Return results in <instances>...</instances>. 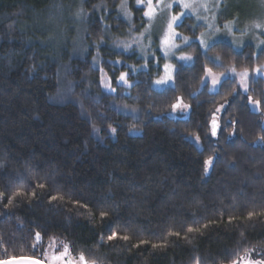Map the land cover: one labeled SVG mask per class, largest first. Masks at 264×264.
<instances>
[{"label": "trees", "instance_id": "trees-1", "mask_svg": "<svg viewBox=\"0 0 264 264\" xmlns=\"http://www.w3.org/2000/svg\"><path fill=\"white\" fill-rule=\"evenodd\" d=\"M120 1H83L92 12L81 17L84 35L104 40L101 19L116 31ZM81 2L0 0V262L44 261L54 239L87 264L264 260V81L251 80L248 95L231 79L216 93L204 84L209 69L264 65V52L193 42L194 63L177 68L171 88L152 89L160 66L132 77L127 94H109L91 59L72 50L70 17ZM91 3L103 9L93 14ZM194 25L179 30L195 39ZM103 65L114 84L125 70ZM179 103L187 120L166 116Z\"/></svg>", "mask_w": 264, "mask_h": 264}, {"label": "rangeland", "instance_id": "rangeland-1", "mask_svg": "<svg viewBox=\"0 0 264 264\" xmlns=\"http://www.w3.org/2000/svg\"><path fill=\"white\" fill-rule=\"evenodd\" d=\"M83 1L85 0H82L81 8L73 12L70 17L73 35L72 50L74 53L79 50V53L84 54L83 57L87 56L91 59L92 67L99 71L102 90L109 94H116L118 88H122L127 94L134 83L132 77L140 72H147L150 67L160 66L161 76L153 81L152 89L163 91L171 88L174 85L177 68L191 66L194 63V57L188 51L193 42H197L203 51L216 43L224 42L231 45L237 52H241L248 46L252 47L256 54L264 52V0H152L154 11L151 19L145 15L149 11L148 0H139V2L138 0H121L118 5V18L123 23L120 21V24L115 25L114 33L112 25H107L106 20L101 19L107 29H105L104 40L99 42L91 41L88 34L84 35V22L81 21V17L85 18L83 20L86 23V19L92 16V12L90 9L87 10ZM184 4H188L189 7H184ZM102 9L103 7L98 5L93 9V14ZM173 16H179L180 19L169 29L168 25ZM187 19L193 20L194 26L202 28L200 35L195 39L179 30ZM104 48L126 57L136 56V60L140 63L105 58ZM104 61H108L116 68L125 69L116 79L115 84L104 68ZM245 73L247 74L244 75ZM227 79L236 81L239 91L248 95L251 80L264 81V65L252 71L230 70L222 75L214 74L212 71L210 74L208 70L204 84L208 85L211 93H216L221 83ZM161 80L164 83H157ZM213 80L217 81L215 85ZM178 105L179 107L173 108L166 116L170 119L187 120L190 117L189 106L185 107V103ZM226 106L227 103L218 109L214 120L221 117ZM249 106L252 111L259 113L258 105L252 99L249 100ZM210 165H207V174L210 171ZM43 260L46 264H82L78 258L69 254L68 249L65 252V244L57 239L47 246ZM233 264H264V260L255 253H249Z\"/></svg>", "mask_w": 264, "mask_h": 264}, {"label": "snow or ice", "instance_id": "snow-or-ice-1", "mask_svg": "<svg viewBox=\"0 0 264 264\" xmlns=\"http://www.w3.org/2000/svg\"><path fill=\"white\" fill-rule=\"evenodd\" d=\"M138 2H139V0H138ZM183 6L186 7V8L189 7L188 4H184ZM169 7H171V5H169ZM148 9H149V11L146 12L145 15L148 16L149 19H151L152 14H153V11H154L153 8H152V0H148ZM181 15H183V13H181ZM179 19H180L179 16H173L172 19H171V22H170L169 25H168V26H169V29H171L173 23H175V22H176L177 20H179ZM256 26H257V27H260V25H256ZM187 59H190V57H187ZM165 67L167 68L168 66L166 65ZM258 71H259V70H258ZM209 73L211 74V70H210V69H209ZM246 74H247V73H245L244 75H246ZM121 78L123 79V77H121ZM157 83H164V81H163V80H161V81H157ZM215 83H217V81H216V80H213V84H214V85H215ZM256 103H257V105H259L260 101H256ZM176 107H179V105H178V104L173 105V108H176ZM185 107H187V105H185ZM113 131H115V130L113 129ZM212 134H213L214 136L216 135V125H215V122H213ZM197 139H199V137H197ZM205 163H206V164H211V158H210L208 161H206ZM9 203H11V200H9ZM249 215L251 216L252 214L250 213ZM189 231H192V229H189ZM115 235H116V234L113 233L112 236H109V239H110V240L113 239V237H114ZM177 235H178V234H177ZM36 237H37V240H39V238H40L39 233L36 234ZM122 239L127 240L128 237H127V236H124V237H122ZM153 247H156V245H153ZM65 252H67V246H65ZM56 259H60V257H56ZM80 261L82 262V264H87V261L85 260V257H84L83 254L80 255Z\"/></svg>", "mask_w": 264, "mask_h": 264}, {"label": "water", "instance_id": "water-1", "mask_svg": "<svg viewBox=\"0 0 264 264\" xmlns=\"http://www.w3.org/2000/svg\"><path fill=\"white\" fill-rule=\"evenodd\" d=\"M0 264H46L44 261H40L35 258H16L1 261Z\"/></svg>", "mask_w": 264, "mask_h": 264}]
</instances>
